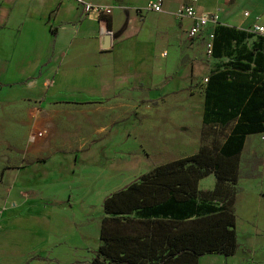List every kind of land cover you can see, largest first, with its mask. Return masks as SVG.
<instances>
[{
    "label": "crops",
    "instance_id": "obj_1",
    "mask_svg": "<svg viewBox=\"0 0 264 264\" xmlns=\"http://www.w3.org/2000/svg\"><path fill=\"white\" fill-rule=\"evenodd\" d=\"M85 1L109 6L112 13L100 15L90 11L84 14L78 0H0V143L4 146L0 152V182L8 178V169L14 170V181L7 188L8 193L29 194L26 189L30 186L20 180L22 175L32 180L41 176L43 172L39 166L48 163V152L54 153L55 147L66 148L63 144L53 145L49 137L51 127H56L55 116L68 110L64 106L74 105L86 111L96 104L97 111L104 109L100 103L110 100L116 106L117 91L107 100L103 95L97 99L91 97L88 90L90 84H103L104 61L118 52L120 56L123 40L130 34L135 39L150 38L157 45L171 48L172 54L155 51L151 60L155 66L153 75L156 73L164 78L170 73L175 58L182 53L190 63L204 57L210 64L207 66L210 72L221 70L223 63L238 59L253 47V40L259 37L252 29L264 25V0H198L193 6L196 14L216 13L218 20L208 22L192 39H189L188 29L193 20L176 17L178 8L189 0H162L159 12L145 9L152 0ZM208 42L212 47L215 44L212 54L207 52ZM157 76L156 81H159ZM154 80L155 75L152 82ZM77 81H84V88L66 91L68 83ZM175 83L170 81L166 86H175ZM133 90L137 93V89ZM144 91L152 92L150 89ZM38 132L41 134L32 141V135ZM257 134L245 136L242 152L247 138ZM252 146L253 143L248 147ZM215 184L217 178L211 172L199 180L198 188L212 190ZM234 187L237 188L233 209L238 248L233 255L204 254L198 257L197 264H264V222H261L264 217V165L253 173H239ZM245 190L255 201L248 205L250 214L240 216L237 207ZM10 199L13 216L15 210L28 206L22 197ZM4 222L6 224V220Z\"/></svg>",
    "mask_w": 264,
    "mask_h": 264
},
{
    "label": "rangeland",
    "instance_id": "obj_2",
    "mask_svg": "<svg viewBox=\"0 0 264 264\" xmlns=\"http://www.w3.org/2000/svg\"><path fill=\"white\" fill-rule=\"evenodd\" d=\"M122 48L120 56L118 52L104 61L103 84L92 82L87 88L95 99L103 95L108 100L117 91L116 106L113 100L100 103L104 109L97 111L96 104L86 111L64 106L68 110L55 116L56 127H51L49 137L53 145L66 148L48 152V163L39 166L41 176L32 180L22 175L20 180L30 186L26 189L29 194L8 193L14 170L7 168L10 174L0 182V264H89L100 244L106 197L159 164L190 155L200 147L212 148L214 141L222 142L230 131L234 121L224 127L202 123L204 78L211 71L204 57L190 63L182 53L168 75L163 78L155 73L152 82L153 53L172 54L171 48L150 38L135 39L132 34L123 40ZM170 81L176 85L166 86ZM77 82L68 83L66 91L84 88V81ZM263 146L264 132L247 138L239 173L263 167ZM3 147L0 143V152ZM13 196L22 197L28 205L15 210V216ZM242 197L237 213L249 215L248 205L255 198L248 190Z\"/></svg>",
    "mask_w": 264,
    "mask_h": 264
},
{
    "label": "trees",
    "instance_id": "obj_3",
    "mask_svg": "<svg viewBox=\"0 0 264 264\" xmlns=\"http://www.w3.org/2000/svg\"><path fill=\"white\" fill-rule=\"evenodd\" d=\"M256 35L243 56L207 74L202 123L234 121L223 141L159 164L106 197L89 264H197L207 253L235 254L240 154L247 134L264 132V35ZM211 172L217 184L201 191L199 180Z\"/></svg>",
    "mask_w": 264,
    "mask_h": 264
},
{
    "label": "built area",
    "instance_id": "obj_4",
    "mask_svg": "<svg viewBox=\"0 0 264 264\" xmlns=\"http://www.w3.org/2000/svg\"><path fill=\"white\" fill-rule=\"evenodd\" d=\"M197 1L198 0H189L188 3L180 6V8H178L176 12L177 18L190 17V19L193 20L190 28L188 29L189 39L195 38L200 33L202 28L207 25L208 22H217L218 20V15L216 13L210 15L196 14L193 6L197 3ZM78 2L84 14H88L90 11L96 12L100 15H111L112 13V8L109 6L93 5L92 3L87 2L85 0H78ZM161 5L162 0H152L146 5L145 9L159 12L161 9ZM252 31L255 34L264 35V25L254 26ZM206 49L208 54H212L211 42H208L206 44ZM205 82H207V79H205ZM40 134L41 132L33 134L31 140L35 141L37 136H39Z\"/></svg>",
    "mask_w": 264,
    "mask_h": 264
}]
</instances>
